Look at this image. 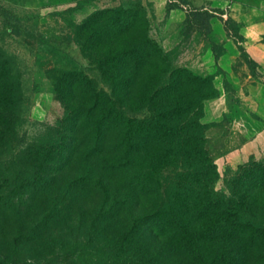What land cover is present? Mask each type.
<instances>
[{"label":"trees","instance_id":"1","mask_svg":"<svg viewBox=\"0 0 264 264\" xmlns=\"http://www.w3.org/2000/svg\"><path fill=\"white\" fill-rule=\"evenodd\" d=\"M213 16L194 8L184 23L205 35ZM73 28L90 69L54 70L62 118L0 160V214H35L26 240L64 248L65 264H264V160L214 187L204 132L215 123L199 121L217 96L213 74L169 65L136 6L94 10ZM18 91L0 54L2 147ZM69 166L78 175L59 179ZM0 264L19 262L0 249Z\"/></svg>","mask_w":264,"mask_h":264},{"label":"rangeland","instance_id":"2","mask_svg":"<svg viewBox=\"0 0 264 264\" xmlns=\"http://www.w3.org/2000/svg\"><path fill=\"white\" fill-rule=\"evenodd\" d=\"M240 1H247L251 5L248 9L255 11L253 16L257 22V0H238ZM119 5L136 6L143 11L147 22L146 34L159 46L169 65L185 67L202 76L219 71L215 63L225 50L223 42L211 29L205 35L202 29L194 34L195 26L184 23L188 11L194 8L203 9L188 5L186 0H0V54L8 60L12 77L17 79L19 87L16 118L11 122L13 134L7 147L0 146L1 161L8 162L17 148L36 138L44 132L46 126H51L62 118L63 108L55 99L53 91L54 77L57 74L54 70L90 69L89 61L80 47L82 40L75 36L73 25L94 10ZM176 9L184 11V18L180 22L177 21V16L169 14L170 10ZM207 11L214 16L222 13L219 8H210ZM237 24L231 18L225 22L227 29H234ZM228 34L234 35L235 41L240 40L234 30ZM199 36L203 47L194 42L195 39H200ZM238 47L240 55L245 57L241 46ZM205 48L210 49V68L206 69L200 65L207 56ZM245 60L249 67L254 68L247 58ZM209 99L211 98L202 101L199 121L203 124L215 123L204 135L207 140L206 147L220 175L214 187L221 189L226 187L227 182L243 164L229 167L215 163L228 148L223 141L229 134L227 123L230 122V116L225 115L221 121H204L207 114L205 105ZM134 101L131 93L130 105ZM248 169H257V160ZM78 171L77 167H66L61 171L59 179H70L78 175ZM90 203V199H87L86 204ZM147 205L150 206L149 201ZM142 207L140 202V206H135L134 212L138 213L144 208ZM35 217V214H30L19 220L9 213L0 214V249L19 264H65L61 255L62 251H67L64 248L62 250L54 243L47 246L32 239L26 240L25 235L29 233ZM60 230V226L53 227V236L62 234ZM23 260L26 261L22 262Z\"/></svg>","mask_w":264,"mask_h":264},{"label":"crops","instance_id":"3","mask_svg":"<svg viewBox=\"0 0 264 264\" xmlns=\"http://www.w3.org/2000/svg\"><path fill=\"white\" fill-rule=\"evenodd\" d=\"M188 5L209 10L219 8L221 14L210 19V29L221 38L224 52L217 59L219 71L212 76V85L217 96L206 102L207 114L204 121H221L229 115V129L224 144L228 145L224 154L215 160L218 166L237 167L250 159L264 160V0H257V22L255 11L247 1L238 0H186ZM252 10V11H251ZM253 13V14H252ZM171 16H177L178 22L184 18V11L170 10ZM231 18L238 24L227 29L225 21ZM234 33L240 37L235 41ZM195 34V30L193 31ZM193 37V35L191 36ZM194 40L203 47L201 36ZM238 45L245 57L240 55ZM207 56L200 63L210 68V49L205 48ZM252 61L254 68L249 67Z\"/></svg>","mask_w":264,"mask_h":264}]
</instances>
